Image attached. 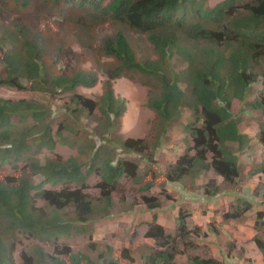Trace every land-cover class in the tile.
<instances>
[{
	"label": "trees",
	"instance_id": "16d2710c",
	"mask_svg": "<svg viewBox=\"0 0 264 264\" xmlns=\"http://www.w3.org/2000/svg\"><path fill=\"white\" fill-rule=\"evenodd\" d=\"M206 1L110 0L101 9V1L97 2L100 17L144 35L150 52L137 54L120 31L107 39L103 51L112 58V67L105 71L107 78L96 101L76 91L94 87L98 83L95 74H62L47 63L39 41L43 33L34 31L24 19L34 0H0V87L44 93L50 99L59 93L68 96L58 109L61 120L56 130L53 105L0 97V169L11 170L0 174V264H15V245L22 237L48 244L53 253L35 246L22 251L21 264H132L131 251L126 248L115 251L104 244L97 252L91 242L89 253H84L59 242L84 233L91 237L94 224L112 218L117 206L122 212H131L135 203L125 204L124 196L117 202L112 198L122 193L119 182L123 178L139 185L142 194L159 179L161 187L180 184L186 191L194 190L196 180L213 171L223 184L237 188L239 157L250 149V138L239 125L251 111L258 112L257 136L264 145V93L247 100L259 77L264 84V0H222L213 7L206 6ZM94 19L92 14L89 27ZM173 59L184 68L174 71ZM120 77L148 88L145 107L155 116L150 129L153 139L118 134L124 100L115 96L112 82ZM185 111L191 119L183 124V153L160 172L155 168L160 141ZM83 120L95 123L93 131ZM57 144L74 150L75 156L42 157ZM131 155L143 159L145 167L140 169L134 159L124 158ZM257 173L264 174V163L249 175ZM93 176L98 179V197L84 192ZM202 187L207 197L221 189L215 180ZM262 194L264 197V190ZM140 198L152 213L161 207L156 197ZM249 209L248 203L231 207L222 219H241ZM255 214L254 230L264 234V213ZM187 215L179 210L178 233L172 235L157 224L153 213L144 237L152 240L154 247L141 254L143 264H223L212 257L188 256L186 262L177 259L192 246L190 234L205 237L200 227L187 228ZM208 231L219 245L227 246L223 247L227 254L232 251V244L220 240L213 224ZM262 239L256 234L253 242L264 258Z\"/></svg>",
	"mask_w": 264,
	"mask_h": 264
},
{
	"label": "rangeland",
	"instance_id": "374dc122",
	"mask_svg": "<svg viewBox=\"0 0 264 264\" xmlns=\"http://www.w3.org/2000/svg\"><path fill=\"white\" fill-rule=\"evenodd\" d=\"M99 1H101L99 8L101 9L110 0H34L33 5L27 9L28 14L24 16V19L28 21V24L30 25L31 23L30 27L34 28V31L41 30L43 33L41 34L39 40L40 46L42 47L43 53L47 57V63H51L55 72L68 75L75 72L93 73L98 77V83L94 87H78L76 89L77 93L80 95L96 101H98V98L102 94V84L107 78L105 71L112 67V58L107 57L103 51V44L107 39H113L115 34L120 31L125 34L137 54H141V50H144V53L150 52V45L147 43L144 35L133 32L126 26H121L108 19L100 17L99 9H95L96 3ZM221 1L222 0H207L206 6L213 7ZM95 10H97L96 13H94ZM92 14L95 15L96 21H94L92 26L89 27L88 24H90L89 21L91 20ZM152 55V53L149 54V56ZM174 61L175 60L173 59L170 62L174 71L177 72L178 70L184 68L182 65L174 64ZM180 87L184 88V85L180 84ZM112 89L116 97L124 100V114L120 119L121 126L117 129L118 134H120L123 138L153 139L150 129L152 126L154 127L155 116L153 111L145 107L148 88L142 86L137 81L133 82L126 77H120L112 82ZM261 92L264 93V84L262 78L259 77L258 82L251 85L247 100L256 98L259 94H261ZM0 97L14 100L24 98L53 105L54 111L52 116L54 118V130H56L57 125L61 120V111L58 109L63 106V103L68 99L67 95L61 93L57 94L54 99H50L49 96L44 93L30 91L20 92L14 89L1 87ZM55 112L56 116H54ZM256 112L251 111L250 113L252 114L249 113L250 115L248 114L243 116L240 122V130L247 133L250 138L251 145L250 159L249 157L241 158V171L246 170L245 168L249 166L248 162L252 163V169L264 163V145L260 143L257 136L258 112ZM189 119H191L190 113L185 111L182 118L174 121L170 125L167 134L162 137L160 141V148L155 155V168L158 169V171H165L169 166V162H173L177 155L183 153L184 144L182 142V138L185 136L183 132V124H186ZM260 121L261 119L259 116L258 122ZM83 125L90 131H93L95 123L83 120ZM255 131H257V133H255ZM75 153L76 152L74 150L57 144L53 152H43L42 157H53L54 155H59L63 159H67L70 156H75ZM124 158L129 160L134 159L135 162L138 163L140 169H143L146 165V162L136 155L124 156ZM261 159H263L262 162H260ZM212 172L210 171L209 174H206L204 177L205 182H207L213 175ZM9 173H11V170L8 167L0 169V174L2 175H7ZM159 180L160 181L155 184L153 189L142 194L139 191V185L132 183L128 178L121 179L119 182V189L122 190V193L113 194L112 198L115 202H117L120 196H124L125 204L135 203V209L133 210L134 212H122L121 207L117 206L114 210L115 215L112 216V218H147L146 214H140L139 206L143 205L140 198L141 195L156 197L158 199L161 195H163V197H166L163 202L164 206H167L166 204L174 203L175 199H179L174 191L168 192L171 197L165 196L167 195V189H163L159 185L162 179ZM97 182V177L93 176L89 180L87 188L84 192L90 194L92 197H98L99 191L96 188ZM241 182L242 180L240 179L238 189ZM174 188V190L177 191L176 185ZM190 198H193L192 195H190ZM39 204L40 203L38 201L37 205ZM255 213H247L244 218L227 221H223L222 218H211L209 221L205 218H195V223H193V221L188 223L189 230H191L193 226H198L197 221L202 222L204 220V224L207 221V223L214 225L215 229L218 231L220 240H222L225 244L231 243L233 249L227 256L225 251L227 252L228 249L223 248L227 246L222 247V245H219L217 240L213 241L211 239H209V245V241L205 239V235L202 241L195 242L193 240L192 246L185 251V254H189V256H199L202 258L215 256L217 259L222 260L223 264H264V258L262 255L260 256L261 253H259L255 243L253 242V238L256 234L263 238L262 240L264 241V234L256 233L254 230L253 224L256 219ZM217 214L218 213H215V216H217ZM162 215L164 214H161L160 218H165L162 222L172 228V218L170 217V214L168 213L164 216ZM140 222L141 220L137 222V227L133 229V231L137 230L136 234L139 235L145 229L143 226L145 223L141 222V224ZM203 228L205 227L203 226ZM99 229L100 231L96 235L97 241H102L103 244H105V242L109 241L108 237L105 236L106 228L101 227ZM165 229L167 233L172 235H176L178 233L177 227H175V229H167L165 227ZM130 232L132 234V229ZM89 234L90 233H84L81 235H74L69 238H61L59 242L66 243L75 252L89 253V249L87 247L91 243V237ZM190 236L193 238L194 235L190 234ZM215 242L219 246H217ZM35 246H41L47 254L52 255L53 253V248L48 244L39 242L38 240L30 238L26 239L22 237L19 243L15 245L13 254L15 264H21L20 254L22 251H31ZM96 246V251L100 252L104 249L105 245L99 244ZM181 248H184L182 243ZM221 251H224L226 256H222Z\"/></svg>",
	"mask_w": 264,
	"mask_h": 264
},
{
	"label": "crops",
	"instance_id": "0c3cea01",
	"mask_svg": "<svg viewBox=\"0 0 264 264\" xmlns=\"http://www.w3.org/2000/svg\"><path fill=\"white\" fill-rule=\"evenodd\" d=\"M250 115V114H249ZM240 129V125H239ZM241 131V130H240ZM242 132V131H241ZM244 133V132H242ZM257 133V131H255ZM247 134V133H245ZM250 153H251V145L250 149L244 152L240 157L239 161L240 164L242 163L241 158L249 157L250 159ZM245 155V156H243ZM263 159H261L260 162H262ZM172 162H169V165ZM249 166L246 167L245 171H241V176L238 180V183L240 182V179L242 180L241 185L238 189L234 188V186H227L223 184V179L219 177L214 172H212V175L209 180H215L216 184L221 188L219 193L213 197H207L203 194L202 186L206 184L205 182V176L206 174H209L210 171H208L205 175H201L195 182L196 187H194V190H183L180 184H165L163 186V189H167V195L168 197H171L168 192H175L179 199H175L174 203L166 204L167 206H164V198L163 195L160 196L161 201V207L157 210H155L153 213L157 216V224L162 226L164 229L165 227L167 229H175V227H178L177 217L179 210L188 212V215L186 216L185 222L188 228V223L193 221L195 223V218H205L207 221H209L211 218H222V215L228 211L231 210V207L235 208L237 206L243 207L244 203H248L250 205V209L246 210V212L243 215V218L247 213L257 212L261 211L264 213V197H263V190H264V174L263 173H257L253 175H249V172L255 170L258 166L255 168H251L250 162ZM242 168V167H241ZM166 169V168H165ZM176 185V190L174 189V186ZM238 185V184H237ZM172 187V188H171ZM154 188V187H153ZM152 188V189H153ZM257 189V190H256ZM190 195H192L193 198H190ZM181 196V197H180ZM162 198V199H161ZM211 204V205H210ZM140 214H146L147 218H110V219H104L101 222H98V224H94L92 236H91V242H94L96 245L103 244L102 241H97V233H99L101 227L106 228V237H108L107 242H105V245H108L112 248H114L115 251H118L121 248H126L131 251L133 262L132 264H143V259L141 254L148 251L149 248L154 247L153 241L150 239H146L144 237V234L147 230V226L149 223L152 222V212L146 210L144 205L139 206ZM135 209V207H134ZM133 209V210H134ZM132 210V211H133ZM134 212V211H133ZM170 214V217L172 218V228L171 226H168L164 224L162 221L165 218H160L161 214ZM215 213H218L217 216H215ZM162 215V216H164ZM214 216V217H213ZM191 218V219H190ZM189 219V221H188ZM144 222L143 226L145 227L144 231L142 233L136 234V231H133L135 227H137V222ZM204 224V220L202 222H198V227L201 228L202 233L206 235L205 239L209 241L210 240L215 241V237L212 236L208 231L209 223ZM124 222V223H123ZM140 222V223H141ZM142 224V223H141ZM205 228H203V226ZM254 226V224H253ZM194 227V226H193ZM132 229V234H131ZM166 230V229H165ZM167 232V231H166ZM257 233V232H256ZM136 234L133 240L131 241L132 235ZM203 238L195 237L193 236V240L195 242L202 241ZM213 244V243H212ZM215 245V244H214ZM213 245V247H214ZM216 246V245H215ZM221 249V248H220ZM224 250V249H223ZM219 251V250H218ZM226 255L228 256L227 252L225 251ZM260 253V252H259ZM222 256H226L224 254V251H221ZM189 254H181L177 256V259L179 258L181 261L186 262L187 257ZM261 256V254H260ZM213 256L212 258H214ZM216 258V257H215ZM217 259V258H216ZM219 260V259H218ZM222 261V260H220Z\"/></svg>",
	"mask_w": 264,
	"mask_h": 264
}]
</instances>
